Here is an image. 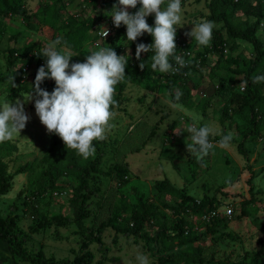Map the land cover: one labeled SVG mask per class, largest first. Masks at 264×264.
I'll use <instances>...</instances> for the list:
<instances>
[{
    "label": "rangeland",
    "instance_id": "374dc122",
    "mask_svg": "<svg viewBox=\"0 0 264 264\" xmlns=\"http://www.w3.org/2000/svg\"><path fill=\"white\" fill-rule=\"evenodd\" d=\"M167 2L162 7H166ZM208 2L181 0L182 27H177L181 35L191 38L185 33L190 32L195 23L209 21ZM117 3L118 0H16L15 7L25 9L28 16L0 11V21L4 24V32L0 33V72L7 69V55L11 48L30 47L34 51H43L57 37L62 36L65 41L70 18H75L79 23L87 22L91 27L90 37L80 50H72L63 42L57 45L58 51L70 54L75 62H84L91 52L110 47L117 55H125L128 59L126 67L141 63L142 58L137 60L135 55L139 42L127 40L126 26H123L125 33L115 31L106 41L99 40L98 45L92 41L98 35L100 25L111 19L113 5ZM139 7L138 4L128 11L134 14ZM238 20H245L242 12L238 13ZM213 23V29H220L223 25V22ZM258 35L264 40V22ZM224 39L223 54L208 51L204 65L188 80L194 105L187 107L179 103L186 111L174 110L169 106L172 94L164 87L150 90L146 86L129 83L121 95L118 96L115 91L120 103L114 109L115 117L110 121L113 127L106 132V139L99 146V151L103 152L100 171L92 172L89 178V186L97 189L98 193L88 199L86 207L89 215L81 221L80 226L75 223L59 225L56 222L45 226L38 224V211L52 219L55 215H73V207L69 201L71 189L66 186L31 198L38 173L47 167L41 159L52 144L53 134H49L41 124L35 113L34 101L25 103V112L30 120L20 136L0 143V159L7 164V172L11 176L10 188L0 197V218H6L10 213L16 217V230L20 232V237L11 245L26 251L22 256L17 250L11 254L15 264H60L64 261L73 264L86 251L92 253L94 264H137L138 253L147 255L150 264H158L154 242L150 239L163 225L170 235L174 234L171 227L177 214L172 207L178 202L175 196L157 189L155 183L162 179H168L195 199L216 197L224 216V223L217 226L216 234H208L187 245L174 241L171 252L178 255L201 245L204 251L202 264H213L228 258L238 260L244 255L250 260L261 248L264 255V247L260 243L264 232L256 224V219L264 220V140L246 143L249 163L255 170L253 190H250L248 183L251 173L247 160L238 152L237 142L232 140L228 148H222L217 144L221 136H210V142L215 147L202 162H198L186 146L191 141L190 133L184 130L194 123L197 126L208 124L221 134L231 132L236 139L247 126L249 112L246 109L230 117L226 115L228 99L240 90L241 83L238 81L234 85L231 79L241 76L229 69L226 59L239 56L240 67L244 68L253 56V48L249 44L235 46L225 32ZM207 48L211 49V42L208 47L196 46L201 51ZM30 72L31 69L25 77L11 74L8 81L0 86V101L5 98L12 103L17 99L23 101V95L32 90ZM261 73H264V64ZM54 87L52 80L47 91L51 92ZM181 90V87L175 88V92L181 93ZM194 116L199 118L198 121L193 120ZM98 153L96 150L93 157ZM124 162L130 164L131 172L128 181L120 185L115 175L108 176L105 172L113 165ZM26 163L31 164V169L19 172L20 166ZM64 179L73 180L63 175L58 184L63 185ZM141 197L160 206L159 216L155 222H148L145 236H125L107 227L103 232L104 250H99L96 242H85V234L95 232L121 198L136 203ZM248 199H252V202L243 209L242 202ZM11 207H15L13 212ZM229 209L231 213H228ZM184 217L195 230L207 229L209 220L204 216L194 214ZM35 228L37 231H34ZM157 251L160 254L168 252L164 244H160ZM179 259L181 263L185 262L184 258Z\"/></svg>",
    "mask_w": 264,
    "mask_h": 264
},
{
    "label": "trees",
    "instance_id": "16d2710c",
    "mask_svg": "<svg viewBox=\"0 0 264 264\" xmlns=\"http://www.w3.org/2000/svg\"><path fill=\"white\" fill-rule=\"evenodd\" d=\"M168 0H165V2ZM16 0H0V11L17 12L21 15L28 16L26 10L15 7ZM163 6V5H162ZM210 13L208 19L211 22H223L222 27L213 29L211 39V49H196L197 43L192 38H187L177 31L175 54H182L188 65L181 68L179 72L159 73L151 70V61L149 57L153 54L151 52L143 53L141 55L142 62H145V68L141 70L140 63L134 67L125 68V79L116 85L117 95H121L129 83L143 85L148 89L153 88H167L172 94V101H175L176 87H181L180 99L177 103H182L187 107L194 105L191 99V88L187 85L192 73L201 69L207 60L208 51L213 50L223 54L225 48L224 32L227 33L229 39L233 41L235 46L249 44L253 48V56L244 68L240 67L239 56L227 57L229 69L236 75H240L239 79L232 78L234 85L238 81H247V87L244 91L239 90L229 97L228 108H226V115L230 117L234 113H240L246 109L249 114L247 117V126L240 131V137L232 140L237 142L238 152L247 160V167L251 173L248 183L250 190L254 189L253 179L255 178V170L249 163V153L246 143L249 141L264 140V82L252 83V78L256 75H264L261 73L262 65L264 64V40H262L258 33L264 22V0H209L207 5ZM242 12L245 20H238V13ZM112 19V18H111ZM150 26H154V15L146 18ZM87 22L79 23L75 18H70V28L66 32V45L72 50H80L83 44L90 37V24ZM123 24L119 28H114L115 31L125 33ZM4 32V24L0 21V33ZM103 39V40H107ZM96 35L93 40H97ZM139 43L149 45L152 43V37L145 33L138 37ZM107 45V44H105ZM111 46V45H108ZM41 50L34 51L30 47L11 48L7 55V69L0 72V86L8 81L11 74L14 77L27 74L31 69L32 84H34L37 70L42 65L46 64V58L42 56ZM190 53V55H188ZM170 62L174 65L175 61L170 58ZM75 63L71 58L70 64ZM52 80L46 79L41 85L47 90ZM33 86V85H32ZM114 95V99L119 107V99ZM102 141H94L93 145L99 152L97 156L82 158L74 150H67L61 138L53 134L52 144L42 157V162L47 164V167L40 171L36 177L38 180L36 188L33 191L31 198H38L49 191H56L69 187L71 189L70 205L73 207V215H55L52 219L48 218L42 212L38 211L39 226H45L52 222L59 225L78 224L86 219L89 215L87 209V201L92 195L98 193L97 189L89 186V178L92 172H99V164L101 163L103 152L99 151V146ZM31 169V164L26 163L19 168V172H25ZM131 172L130 164L127 162L117 163L113 165L105 174L111 176L115 175L116 182L120 185L125 184L129 179ZM70 176L73 180L64 179L63 185L58 184L61 176ZM11 176L7 172V164L0 159V197L6 194L10 188ZM45 181V182H44ZM49 181L48 184L46 182ZM157 189L166 194L175 196L178 199L176 205L172 208L177 214L173 219L172 229L174 234L170 235L167 228L163 226L158 228L157 234L151 238L154 242V250L158 256V264H202L203 248L201 245L191 250L183 251L182 254L171 252L173 248L172 242L177 241L180 245H187L199 241L208 234H216L218 232V225L223 222V213L219 211V203L216 197L204 196L203 198L195 199L190 196L184 189L172 184L168 179H162L155 183ZM252 202V199L244 200L242 208L246 209ZM165 206H167L165 204ZM15 207H11V212ZM160 212V206L148 198L141 197L136 203H129L125 198L111 208L108 218L103 221L95 232L85 234L86 243H97L99 250H104L103 232L107 227H111L118 233L125 236L143 237L146 234V227L148 222L156 221ZM215 212V213H214ZM214 213L210 216L207 222V229L205 231H197L195 227L191 226L184 217V215H206ZM46 217V218H45ZM256 224L264 232V220L256 219ZM16 217L11 213L6 218H0V263L11 260L15 264L12 253L15 251L19 255L25 254V249L18 247L15 249L11 245L12 241H19L20 232L16 230ZM34 231H37L36 228ZM26 238V237H25ZM23 240V238L21 239ZM261 246L264 247V238L260 240ZM160 244L165 245L166 254L158 253ZM263 248L259 250L250 260L247 255L242 256L238 260H217L213 264H264ZM179 257L185 259L181 263ZM45 264V263H44ZM50 264V263H49ZM51 264H54L52 262ZM60 264H70L69 261L61 262ZM73 264H94L93 255L90 251L82 257H78Z\"/></svg>",
    "mask_w": 264,
    "mask_h": 264
},
{
    "label": "clouds",
    "instance_id": "9594fccd",
    "mask_svg": "<svg viewBox=\"0 0 264 264\" xmlns=\"http://www.w3.org/2000/svg\"><path fill=\"white\" fill-rule=\"evenodd\" d=\"M139 9L130 13L128 9ZM118 0L113 5L112 22L116 28L122 24L126 26V38L130 42L137 41L138 37L145 33L152 37V43L145 45L137 43L136 59L140 60L141 53H153L149 60L153 72L169 73L177 69L173 68L170 58L180 68L186 66L185 60L175 54L177 27H182L181 0ZM154 15V26L147 23L146 18ZM215 24L208 20L195 23L186 36L195 40L199 46L208 47L212 39ZM103 37H107L108 30L103 28ZM66 44L63 37H57L43 50L42 56L46 58V64L38 68L32 90L23 95L24 100L17 99L15 103L6 98L0 101V143L20 136L30 116L25 112V103L34 101L35 113L41 124L45 126L49 134H55L61 138L67 150L76 151L84 159L95 154L94 141L106 139V132L113 125L110 121L115 117L113 111L117 105L114 99L116 85L125 79V68L128 59L125 55H117L110 47H101L91 52L84 62L70 64L72 56L58 51L57 45ZM141 70L145 68V62H141ZM53 80L55 87L48 92L41 87L46 80ZM264 82V75H256L252 83ZM240 90L244 91L247 81H241ZM182 93L177 91L175 101L169 100V106L174 110L186 111L177 103ZM198 117H193L198 121ZM184 131L190 133L191 143L187 144V150L194 155L198 162H202L215 147L209 137L220 135L217 144L222 148H228L233 139L231 132L221 134L208 124L197 126L189 125ZM137 264H150L148 256L138 253Z\"/></svg>",
    "mask_w": 264,
    "mask_h": 264
},
{
    "label": "built area",
    "instance_id": "2783aa9c",
    "mask_svg": "<svg viewBox=\"0 0 264 264\" xmlns=\"http://www.w3.org/2000/svg\"><path fill=\"white\" fill-rule=\"evenodd\" d=\"M103 28L104 29H106V30H108V32H109V34L107 35V37H103ZM114 28H116L114 25H113V22H112V19H110L109 21H107V22H105V23H103L102 25H100V27H99V31H98V39L97 40H94V44L95 45H98V43H99V40H103V39H106V38H108L112 33H113V29ZM188 55H190V53H188ZM179 56H181L184 60H185V57L182 55V54H179ZM191 56V55H190ZM185 62H186V65H188V61H186L185 60ZM173 68L174 69H177L176 71H174V72H179L180 71V67L178 66V65H176V63H174V65H173ZM24 77H25V75H24ZM220 211V210H219ZM231 209H229L228 210V213H231ZM215 213V212H214ZM214 213H209V214H206V215H203L205 218H207L208 220H209V218H210V216L212 215V214H214Z\"/></svg>",
    "mask_w": 264,
    "mask_h": 264
}]
</instances>
